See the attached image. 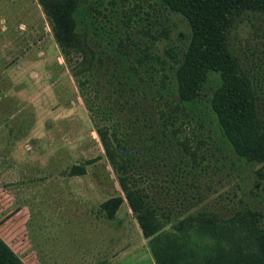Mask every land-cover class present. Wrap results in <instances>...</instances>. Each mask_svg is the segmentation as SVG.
Wrapping results in <instances>:
<instances>
[{
	"label": "trees",
	"instance_id": "16d2710c",
	"mask_svg": "<svg viewBox=\"0 0 264 264\" xmlns=\"http://www.w3.org/2000/svg\"><path fill=\"white\" fill-rule=\"evenodd\" d=\"M38 2L156 263L264 264V210L230 184L249 165L264 194V0ZM245 17L263 41L240 51ZM0 264H26L1 236Z\"/></svg>",
	"mask_w": 264,
	"mask_h": 264
},
{
	"label": "rangeland",
	"instance_id": "374dc122",
	"mask_svg": "<svg viewBox=\"0 0 264 264\" xmlns=\"http://www.w3.org/2000/svg\"><path fill=\"white\" fill-rule=\"evenodd\" d=\"M172 20L176 31L189 30L182 15ZM257 25L247 17L237 21L232 39L238 50L261 46ZM76 163L85 165V174H70ZM231 180L251 206L264 210V194H254L253 167ZM120 194L43 7L38 0H0V236L26 264H57L77 252L76 229L110 219L101 205ZM123 198L115 218L135 220Z\"/></svg>",
	"mask_w": 264,
	"mask_h": 264
},
{
	"label": "crops",
	"instance_id": "0c3cea01",
	"mask_svg": "<svg viewBox=\"0 0 264 264\" xmlns=\"http://www.w3.org/2000/svg\"><path fill=\"white\" fill-rule=\"evenodd\" d=\"M77 223V252L56 258L57 264H157L136 220L102 219Z\"/></svg>",
	"mask_w": 264,
	"mask_h": 264
}]
</instances>
